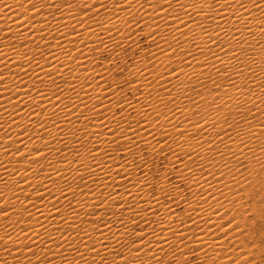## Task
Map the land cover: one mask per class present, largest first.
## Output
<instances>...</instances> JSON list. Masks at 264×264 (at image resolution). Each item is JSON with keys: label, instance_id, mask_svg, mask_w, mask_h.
Listing matches in <instances>:
<instances>
[{"label": "bare ground", "instance_id": "obj_1", "mask_svg": "<svg viewBox=\"0 0 264 264\" xmlns=\"http://www.w3.org/2000/svg\"><path fill=\"white\" fill-rule=\"evenodd\" d=\"M259 193L264 0H0V264H264Z\"/></svg>", "mask_w": 264, "mask_h": 264}, {"label": "rangeland", "instance_id": "obj_2", "mask_svg": "<svg viewBox=\"0 0 264 264\" xmlns=\"http://www.w3.org/2000/svg\"><path fill=\"white\" fill-rule=\"evenodd\" d=\"M141 45H139V46H141L140 48H139V50L138 49H136V51L135 50H133L131 47H125V50L122 52L121 51V54L119 55L120 57H117L115 54H113V52L112 51H107V50H105V49H103V52H102V49H99L98 51H99V54H98V57L99 58H97V59H99V61L100 62H102V61H104V62H106L107 64H109L110 66H111V74H112V77H114V78H116L117 80H119L120 82H122V84L119 82L118 83V85H124V83L126 82V77H127V75H128V68H130L132 65H134V63H135V58H136V60L138 59V57L139 58H142V59H148L149 57L151 58V60H150V58L148 59V60H150V61H148V60H146L148 63H153V58L151 57V55H150V53H148V52H150V48L153 46L152 45V43H150L149 42V40H147L146 38H145V36H142V39H141ZM140 42H139V44H140ZM143 42V43H142ZM146 46V47H145ZM144 47V48H143ZM146 48V49H145ZM140 49H141V52H140ZM146 50V51H145ZM142 51H144L145 52V55L143 56V54H142ZM129 52V53H128ZM139 53V54H138ZM142 54V55H141ZM147 54V55H146ZM136 55H137V57H136ZM141 55V56H140ZM124 56V57H123ZM121 57H122V59H121ZM144 57V58H143ZM104 58V59H103ZM106 58V59H105ZM116 58V59H115ZM132 58V59H131ZM115 59V60H114ZM109 61V62H108ZM119 64V65H118ZM129 64V65H128ZM113 65H114V67H113ZM122 67H121V66ZM131 65V66H130ZM118 66H120V67H118ZM130 66V67H129ZM115 67H117L116 69H115ZM113 68V69H112ZM127 71H126V70ZM116 74V75H115ZM120 76V77H119ZM119 77V78H118ZM125 77V78H124ZM129 77V76H128ZM121 79V80H120ZM123 79V80H122ZM124 81V82H123ZM123 95V94H122ZM156 158L157 157H155L154 159H153V163H152V165H151V169H150V174L152 175V176H154V177H156L157 178V176H159L158 174V171L160 172L161 170H163L164 169V166H165V164H167V162H168V160H167V158H166V156L163 154V157H162V155H159L158 156V159H157V161H156ZM167 160V161H166ZM156 161V162H155ZM161 161V162H160ZM163 161V162H162ZM154 165H156L155 167H154ZM157 165H158V167H157ZM155 170V171H154ZM153 171H154V173H153ZM152 172V173H151ZM156 172V173H155ZM156 174V175H155ZM173 179V178H172ZM180 183V186H178L179 188L181 187V188H184L185 187V185H184V183H182V182H179ZM179 183H178V185H179ZM176 187H177V185H175ZM151 189H152V192H154V191H156V186H154V185H152L151 186ZM261 193H259V194H257V199H258V202H259V205H260V207L262 208V211H263V214H264V194H261ZM261 196V197H260ZM263 197V198H262ZM250 199V200H249ZM248 200L250 201V202H252V198H249ZM261 201H262V203H261ZM180 210H183V207L182 206H180V208H179ZM262 230L264 231V226L262 227ZM263 238V240H261ZM260 237V239L257 241V244L260 242V244H258V245H260V253L259 254H257V255H260V258L261 259H264V243H262V242H264V236L263 237ZM195 251V253L194 252H191V254H190V257L188 258V262L191 260L192 261V263H188V262H186L185 261V263H181V264H204L202 261H201V259H198L199 257H198V255H197V250H194ZM263 252V253H262ZM193 253V254H192ZM198 257V258H197ZM263 257V258H262ZM193 258H194V260H193ZM195 258H197V259H195ZM257 258V259H256ZM259 257L257 256V257H255V259H256V262H260V258L258 259ZM254 259V260H255Z\"/></svg>", "mask_w": 264, "mask_h": 264}]
</instances>
